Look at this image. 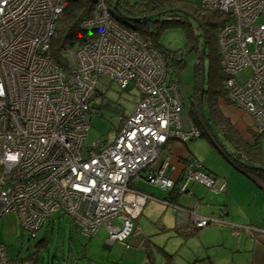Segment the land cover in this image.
Returning a JSON list of instances; mask_svg holds the SVG:
<instances>
[{"label":"built area","instance_id":"obj_1","mask_svg":"<svg viewBox=\"0 0 264 264\" xmlns=\"http://www.w3.org/2000/svg\"><path fill=\"white\" fill-rule=\"evenodd\" d=\"M68 1L0 0V218L16 213L23 229L36 237L60 213L85 236L104 226L109 244L127 247L130 237L141 234L134 220L152 199L135 181L179 193L190 183L215 192L226 186L197 160L186 162L176 185L170 164L158 162L168 141L186 142L200 132L190 120L188 127L182 124L184 102L162 54L116 20L109 0H93L89 15L79 21L88 34L75 50H63L66 62L52 57L56 23ZM200 5L227 17L216 34L228 76L226 98L251 117L258 135L264 134V21H259L264 0H200ZM246 68L248 77L240 83L235 75ZM101 75L121 89L134 87L139 100L110 143L95 141L83 150L89 104ZM177 210L182 222L185 210ZM189 217L199 228L211 221L191 212ZM256 230L231 226L233 234ZM0 264L34 261L11 258L0 243Z\"/></svg>","mask_w":264,"mask_h":264},{"label":"rangeland","instance_id":"obj_2","mask_svg":"<svg viewBox=\"0 0 264 264\" xmlns=\"http://www.w3.org/2000/svg\"><path fill=\"white\" fill-rule=\"evenodd\" d=\"M129 18L135 19L136 17L131 14ZM259 21H264V14L259 17ZM131 22L132 24L135 23L133 20H131ZM204 30L206 32L209 29L205 28ZM157 40L158 48L183 55L184 66H182V62H180L179 68L181 70L172 71L168 74V77L177 83L178 90L184 102L181 116L182 119L185 120L189 107V95L192 92L193 67L198 57V51L196 50L197 52L195 53L193 50H188V47L185 45L186 37L183 29L178 26H164ZM76 47L77 44L73 45L72 49L75 50ZM248 73L249 69L246 68L244 71L237 74L240 83L245 82ZM99 88L102 95L94 97L89 104L88 111L91 115L90 128L83 142V150L95 141L110 143L116 135L115 128H118L123 123L124 119L133 112L139 100V93L134 87L128 86L126 89L122 90L114 81L110 80L105 75L99 76ZM198 93L201 96L203 94L201 91L197 92V95ZM223 103L225 104V102H222V104ZM263 141L262 154L264 156ZM186 142L188 145H192L198 154H202V158L205 160L204 166L206 168L211 169L209 166L213 165L216 167L219 166L222 170L227 169L229 171L230 175L228 180L232 181L238 187V196L236 197L240 201L246 202L244 207L245 212L244 210H240V212H244L245 214L243 215L246 216V221H243V223L249 224V219L255 221V223L262 222V219H264L263 215L249 214V212L253 213L254 210L255 212L256 210L264 212V192L262 191L263 189L258 187V185L247 176V172L244 170H242V172L234 170L227 159L204 137L188 140ZM203 168L204 167H202V169ZM204 169L203 171H205ZM218 181L221 182L220 180ZM138 183L137 186L143 189L152 186L147 182L142 185ZM198 184L195 185V187L199 189L196 191L197 194L204 195V197L209 194L208 200L205 201L204 204H199L197 207L198 201L196 199L191 200L195 207L193 212L200 215L197 210L204 212L213 208L215 205H212L209 200V198L214 195L210 192L211 190L202 184ZM143 185H145V187ZM153 187L150 188L153 189L155 196L158 198H161L167 192L166 190ZM244 191L249 193V197L244 194ZM253 192L256 195H254ZM218 193L225 195L223 192ZM149 203H155L153 214L157 217L150 218L146 214L140 216L139 225L143 229L140 226L138 227L141 229L143 236L148 235L147 240L149 241L142 251H124V247L116 243L113 244L110 250H107V248L103 246L108 240V230L104 226L100 227L92 236L87 237L76 231L73 225L70 224L68 218L62 216L60 213L54 214L51 219L47 220L36 237H32L29 232L23 229L20 218L16 213H5L0 218V243L5 245L11 258L28 257L32 258L36 262L35 264H151V262H153V264H162L164 262V256L163 252L160 251L158 247H164L165 250L174 253L186 246L184 244L182 245L184 239L179 237L172 230V225L164 227L161 223V221L171 222L170 219L172 218L170 215L173 214V207L167 206L170 213H164L163 209L166 208V205L157 201ZM189 212L193 213L192 211ZM162 217L163 219H161ZM237 224L240 223H233V225ZM161 227H164V229ZM168 228H171V230ZM227 229L231 234V226H228ZM43 238L44 242L42 243L41 240ZM232 254L234 253H231V255ZM223 256L226 257L224 254Z\"/></svg>","mask_w":264,"mask_h":264},{"label":"trees","instance_id":"obj_3","mask_svg":"<svg viewBox=\"0 0 264 264\" xmlns=\"http://www.w3.org/2000/svg\"><path fill=\"white\" fill-rule=\"evenodd\" d=\"M108 6L113 16L122 26L135 30L143 40L149 41L162 54L167 76L172 71L181 70L179 64L182 62V66H184V60L182 54L158 48L159 33L167 25L178 26L183 29L186 37L185 45L188 50H193L195 53L198 51V57L193 67L192 92L189 95L187 110L189 119L199 129V138H206L234 166L245 168L249 177L264 189V158L261 155L260 146L264 135H258L253 129L250 135L244 138L235 129L231 121L223 115L219 107L220 101L231 105L226 98L224 88L228 76L220 62L221 57L216 39L217 30L226 22L227 17L219 11L203 8L200 5V0H119L116 6L114 0H109ZM92 7L93 0L68 1L56 23V33L52 42L51 53L57 62L65 63L66 58L63 50L79 43L88 34V32L80 29L79 21L89 15ZM158 13L161 14L150 17ZM131 14L136 18H129ZM131 20L135 23L132 24ZM205 28L209 30L205 32L204 79L201 83L200 49L203 42L202 30ZM177 55H181L179 59L176 58ZM237 74L235 77L238 80ZM196 91H201L202 96L199 93L197 95ZM101 95L99 88L95 93V97ZM121 118L123 119L122 116ZM119 128L120 126L115 128L116 133ZM183 193L189 194V187ZM169 204H173L170 199ZM68 220L80 232L73 221L70 218ZM211 222L212 220L209 224ZM181 223L177 219L176 228L183 226ZM193 227L195 230L200 229L195 225ZM128 240L126 242L127 247L124 246L126 249L130 247ZM41 241L43 243L44 238ZM144 241L145 239H142L141 244H144ZM171 259H173L172 255L165 254L164 264H171Z\"/></svg>","mask_w":264,"mask_h":264},{"label":"crops","instance_id":"obj_4","mask_svg":"<svg viewBox=\"0 0 264 264\" xmlns=\"http://www.w3.org/2000/svg\"><path fill=\"white\" fill-rule=\"evenodd\" d=\"M222 102L223 101H220L219 107L223 115L231 121L235 129L240 134H242L244 138H247L250 135V132H252V130L254 129L253 127L254 123L251 117L242 110L235 108L230 104H226V103L222 104ZM189 120L190 119L188 113H186L185 120H183L181 116V121L184 127L189 126V122H188ZM263 140L264 137L261 139L260 146H261V155L264 158L262 154ZM222 156L226 158L225 155ZM193 159L199 162L201 169L202 167H204L205 169L204 168L203 169L205 171H207L210 175L216 177L218 180H220L225 184L226 189L223 192L225 195H221L218 192L214 193L210 191L214 195L210 197L209 200L210 203L215 206L204 212L197 210V212L200 213V215H197L193 212L195 207L191 200L196 199L198 201L196 205L197 207L199 204H204L209 197V194H207V196L204 197V195H200L196 193V191H198L199 189H197L195 185H197L198 183H193V184L190 183L188 185L190 190L189 194L188 193L179 194L176 188H173L166 190L167 191L166 194H164L161 198H158L157 196H155L153 189L150 188L153 186L148 185L150 187L146 188L145 185H143L145 188L144 189L140 188L137 186V183L139 182L138 184L142 185L143 183L146 184V182L143 180H137L138 182L137 181L134 182L135 187L140 191L149 194L152 197V199L147 200V202L143 205L140 214L134 220L135 226L137 227L140 226L139 219L142 214H146L150 218L157 217L155 214H153L155 203H149V202L152 201L161 202L162 204L166 205L165 206L166 208L163 209L164 213H168V212L170 213V211L167 209L168 208L167 206L173 207V214L170 215V217L172 218L170 219L171 222L161 221L162 225H164V227L167 225L169 226L172 225L173 226L172 230L179 237H182L184 239L182 245L184 244L186 246L183 249L179 250L178 252H174V253L172 251L165 250L164 247H158L159 250L163 252L164 261H165V254H169L172 255L173 257V259H171L172 260L171 264H264V237L260 233V231H264V219H262V222H257V223L249 219L250 221L248 222L249 224L243 223V221H246V216L243 215L245 214L244 207L246 205V202L240 201L236 197L238 196V187L232 181L228 180L230 173L227 169L222 170V168H219V166L216 167L213 165L209 166L212 170L206 168L204 166L205 160L202 158V154H198L192 145H188L187 142H179L174 140H170L164 145L160 158L158 159V162L161 163L162 161H167L170 164L171 166V170L169 171L170 176L174 179L176 185H178L180 183V176L183 173L186 162L188 160H193ZM228 162L233 166L234 170H239L240 172L244 170L247 172L245 168H239L237 166H234L230 161ZM247 176L249 177L248 173ZM253 182L256 183L255 181ZM257 185L258 187L263 189L262 186H260L259 184ZM262 191L264 192V189ZM244 194L249 197V193L245 192ZM253 194L256 195L254 192ZM169 199L173 204L165 203L164 200H169ZM177 208L185 210L184 211L185 213L182 215L181 224L183 226H181L180 228H176L177 227L176 221L178 217ZM240 210L241 211L244 210V212H240ZM189 211H192L195 215L199 217L211 219L212 222L208 226L195 230L192 221L189 220L190 219ZM261 212L257 210L255 212L254 210L253 213L249 212V214H259L260 216L262 215L264 216V212L263 211ZM161 219H163V217ZM233 223H240L237 224L239 226L242 225L252 226L258 230H256L252 235L244 231L238 234L231 233L232 234L231 235L230 232H228L227 227L232 226ZM70 224H72L71 221ZM164 227L161 228L164 229ZM168 229L171 230V228ZM147 238L148 235L143 236L142 232L138 236L130 237L128 240L130 247L128 249H126L123 244L120 243H116V244H120L121 246H123L124 251H129V250L142 251L149 243ZM189 238H194V239H189ZM142 239H145L144 244H141ZM113 244L115 243L109 244L108 242H106L103 246L106 247L107 250H110ZM231 253H234L232 254L234 256H232ZM223 254L226 257H224ZM151 264H153V262H151ZM162 264H164V262Z\"/></svg>","mask_w":264,"mask_h":264},{"label":"water","instance_id":"obj_5","mask_svg":"<svg viewBox=\"0 0 264 264\" xmlns=\"http://www.w3.org/2000/svg\"><path fill=\"white\" fill-rule=\"evenodd\" d=\"M119 0H115L114 4L115 6L117 5ZM161 13H158V14H153L151 15L150 17H155V16H158L160 15ZM203 31V42H202V46H201V49H200V60H201V83H203V79H204V75H203V70H204V63H203V58H204V50H205V42H206V34H205V31ZM252 167V166H250ZM253 168V167H252ZM255 168H259V167H255Z\"/></svg>","mask_w":264,"mask_h":264}]
</instances>
